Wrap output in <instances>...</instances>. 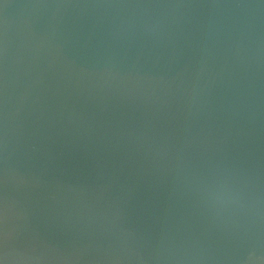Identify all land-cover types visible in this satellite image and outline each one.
<instances>
[{"label": "water", "instance_id": "95a60500", "mask_svg": "<svg viewBox=\"0 0 264 264\" xmlns=\"http://www.w3.org/2000/svg\"><path fill=\"white\" fill-rule=\"evenodd\" d=\"M0 132L3 264L264 253V0H0Z\"/></svg>", "mask_w": 264, "mask_h": 264}, {"label": "clouds", "instance_id": "9594fccd", "mask_svg": "<svg viewBox=\"0 0 264 264\" xmlns=\"http://www.w3.org/2000/svg\"><path fill=\"white\" fill-rule=\"evenodd\" d=\"M7 258V256H5ZM241 264H264V253L249 251Z\"/></svg>", "mask_w": 264, "mask_h": 264}, {"label": "snow or ice", "instance_id": "6c2138e0", "mask_svg": "<svg viewBox=\"0 0 264 264\" xmlns=\"http://www.w3.org/2000/svg\"><path fill=\"white\" fill-rule=\"evenodd\" d=\"M3 148V135L2 132H0V150ZM0 264H3V261L0 260Z\"/></svg>", "mask_w": 264, "mask_h": 264}]
</instances>
